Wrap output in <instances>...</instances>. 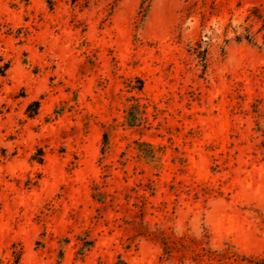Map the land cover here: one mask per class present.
<instances>
[{"label":"rangeland","instance_id":"1","mask_svg":"<svg viewBox=\"0 0 264 264\" xmlns=\"http://www.w3.org/2000/svg\"><path fill=\"white\" fill-rule=\"evenodd\" d=\"M260 5L0 0V264H194L156 228L264 256Z\"/></svg>","mask_w":264,"mask_h":264},{"label":"trees","instance_id":"2","mask_svg":"<svg viewBox=\"0 0 264 264\" xmlns=\"http://www.w3.org/2000/svg\"><path fill=\"white\" fill-rule=\"evenodd\" d=\"M247 21H252L254 23L261 24V28L258 32H253L251 27L245 29V34L236 37L238 42L246 41L251 45H257V35L264 31V5L255 6L250 10ZM204 41H199L196 43L195 47L191 48L193 54L201 56L203 64L207 65V53L208 50L203 49ZM139 85L134 87L139 92H143L144 84L141 80H138ZM38 110L39 102L34 103ZM140 109V105H138ZM35 111V112H36ZM141 112V111H140ZM142 113V112H141ZM138 117L131 115L128 118L129 126L133 127L138 121ZM140 119L139 122H141ZM104 144L108 143V135L104 134ZM150 148L151 144H146ZM150 157H153V151H150ZM42 161V159H41ZM40 161V162H41ZM154 239H156L162 246L163 256L167 260H171L174 257H178L183 261L189 259L194 264H264V256H248L245 254H240L234 246L225 244L221 249H214L211 244V235L206 231L200 237H190L188 235H183L177 238L173 233L168 234L165 230L161 228H156L155 233H150Z\"/></svg>","mask_w":264,"mask_h":264}]
</instances>
